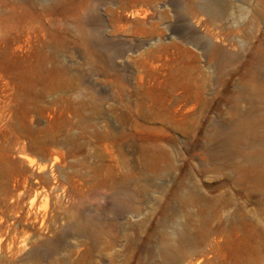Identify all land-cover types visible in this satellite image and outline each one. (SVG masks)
<instances>
[{
    "label": "rangeland",
    "instance_id": "rangeland-1",
    "mask_svg": "<svg viewBox=\"0 0 264 264\" xmlns=\"http://www.w3.org/2000/svg\"><path fill=\"white\" fill-rule=\"evenodd\" d=\"M221 1L0 0V264H264L213 136L247 88L264 130V0Z\"/></svg>",
    "mask_w": 264,
    "mask_h": 264
},
{
    "label": "bare ground",
    "instance_id": "bare-ground-1",
    "mask_svg": "<svg viewBox=\"0 0 264 264\" xmlns=\"http://www.w3.org/2000/svg\"><path fill=\"white\" fill-rule=\"evenodd\" d=\"M221 3H222L221 0H203L202 6L205 10H210L214 13V15H216L221 10L220 9ZM43 46H45V45H43ZM259 51L261 52L260 49H259ZM260 67H261V65H260ZM248 89L249 88L244 89L245 92L239 91V93H237V94L235 93L236 95L233 97L234 98L233 103H234V108H235V112H236L235 119L233 121L227 123L225 125V127L220 128L219 125L215 126L213 136L214 137L221 136V140L218 143V147H221L224 151H226L227 152L226 155H229L230 157H233V158H235L238 155L244 156L243 162L241 163L240 166H238L239 170L241 172H243L244 175L254 177L255 179L257 178V180L261 184H264V167L261 163V153L259 151V147L261 145V139L263 140V138H264V130L262 132L259 131L261 124L260 123L257 124V122H255V119H253L252 108H249L248 110H246L244 108L245 110H242L240 107L241 100L246 99L248 103H252L254 101L255 96H254V94H251L249 92L250 90H248ZM172 90L174 91V89H172ZM257 98L258 97H256V99ZM259 137H260V139H259ZM245 142L248 143L247 148L250 149L248 152L245 151V149L242 145ZM247 143H246V145H247ZM213 149H214V147H213ZM181 204H183V203H181ZM162 254H165V253H162Z\"/></svg>",
    "mask_w": 264,
    "mask_h": 264
}]
</instances>
